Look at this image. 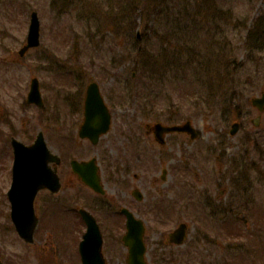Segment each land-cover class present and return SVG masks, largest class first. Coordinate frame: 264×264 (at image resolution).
<instances>
[{
	"label": "rangeland",
	"instance_id": "1",
	"mask_svg": "<svg viewBox=\"0 0 264 264\" xmlns=\"http://www.w3.org/2000/svg\"><path fill=\"white\" fill-rule=\"evenodd\" d=\"M77 1L64 7L61 0H0V258L5 264H81L86 225L76 212L85 207L100 223L109 264H127L125 218L116 212L126 205L146 221L151 264H264V113L254 126L260 112L250 102L264 91V0H139L137 12L117 0ZM33 10L41 19V44L21 56ZM185 29L210 33L198 45L204 55L203 41L211 38V90L195 81L191 67L177 77L166 68L160 48L182 46L186 59ZM153 54L160 59L156 70L147 62ZM33 77L40 80L43 108L26 102ZM91 81L100 84L113 112L111 130L97 145L77 134ZM188 119L199 131L194 141L171 134L161 146L147 132V124ZM236 120L242 129L231 135ZM40 131L63 157V188L38 194L40 222L31 245L10 217L11 138L31 144ZM95 155L107 186L104 199L70 165L72 158ZM135 187L143 200L132 195ZM157 205L165 207L161 218L154 215ZM231 218L239 222L228 224ZM181 222L189 226L188 237L183 245L170 244L169 233ZM233 242L244 245L230 248Z\"/></svg>",
	"mask_w": 264,
	"mask_h": 264
},
{
	"label": "water",
	"instance_id": "2",
	"mask_svg": "<svg viewBox=\"0 0 264 264\" xmlns=\"http://www.w3.org/2000/svg\"><path fill=\"white\" fill-rule=\"evenodd\" d=\"M40 30L41 22L39 14L37 11H33L27 44L20 50L21 55H25L28 49L40 45ZM137 36L141 38L140 29ZM231 60L233 59L231 58ZM27 102L44 106L40 83L37 78L32 79ZM251 102L254 106H258L261 111L264 110V92L261 97L252 98ZM109 125L110 114L108 107L104 103L98 84L96 82L91 83L88 87L86 99V119L81 127L80 135L82 137H89L94 142H97L100 135L108 131ZM239 129L240 123L235 122L230 132L232 135H235ZM174 131L189 132L192 138L197 136V132L192 126L191 121L182 125H155L156 138L162 143H164V134ZM12 145L15 154L14 175L12 187L8 192L12 205L11 216L20 236L27 242L33 243L34 232L39 221L35 213L34 202L38 192L42 189H50L53 193L60 190V178L56 169L54 170L49 165L50 162L59 163L60 157L49 148L42 131L38 134L35 143L32 145H25L17 138L12 139ZM72 167L74 172L87 185L99 193H105L101 184V177L97 172L98 167L95 164V160L89 162L73 160ZM133 194L138 199L143 198L138 190H135ZM122 212L127 216V231L122 238L124 245L129 250L127 263L148 264L144 242L145 224L142 220L136 218L127 208H123ZM80 213L87 223V230L83 235V240L80 242L79 247L82 264H107L103 253V235L96 218L91 212L83 208L80 209ZM187 229V224L181 223L170 233L169 241L177 245L183 244L187 237ZM0 264H2L1 261Z\"/></svg>",
	"mask_w": 264,
	"mask_h": 264
},
{
	"label": "trees",
	"instance_id": "3",
	"mask_svg": "<svg viewBox=\"0 0 264 264\" xmlns=\"http://www.w3.org/2000/svg\"><path fill=\"white\" fill-rule=\"evenodd\" d=\"M69 0H61V4L64 7L66 6V2ZM75 0H72V2ZM77 1V0H76ZM100 4L102 1H106V0H97ZM119 1L118 4L122 5V4H129V10H131L132 12H137L136 10L140 7L138 6L139 4V0H117ZM78 5H80L81 0H78L76 2ZM123 6V5H122ZM79 7V6H78ZM189 7V5H188ZM142 8V7H140ZM184 29V27H183ZM185 36L184 37H188V39L182 38V40L184 41L183 44L184 45H188L191 43V45L189 46L190 48L187 50L188 53H186V59H183L182 55H183V51L184 50H179V48L182 49V46L176 47L177 50L176 51H169V49H165L163 51V57H164V63L166 62L168 64V66H166L167 69H169L171 72H174L176 70V73L174 72L173 76L177 77L178 73L184 72L185 70L187 71L190 67L193 70V75H194V79L198 82V84L201 83V85L207 86L208 90H211V88L214 85V78L212 77V74L210 73V59H212L213 56V51L210 49V44H211V38L210 40L206 39L205 41H203L206 44V52L203 55V52L205 51L204 48H202L201 46L198 45V39L199 37L197 36L199 33H187V30L185 29ZM194 32V31H192ZM188 34L190 35V37L188 36ZM186 40H189L190 43ZM137 55V54H136ZM157 54H153V56L147 60L148 63H150L151 66L156 67L155 70L159 67V63H160V59L158 58V55L156 57ZM200 56H203V58H200ZM206 56H208V60L205 58ZM147 57V55H146ZM138 64L141 66L142 69H145L146 62H141L139 60ZM193 65V66H192ZM185 67V68H184ZM140 69V68H138ZM236 87V84H235ZM234 85L233 83L231 84V87H229V89H233ZM229 101H232L234 99H228ZM211 100V104H212ZM204 102V101H203ZM230 103V102H229ZM228 109L230 110V105L228 106ZM228 224H232V219L227 220ZM231 226V225H230ZM264 241V237L262 236L261 242ZM230 244V248H238L240 246H243L244 243H236V245H234L235 243H229ZM254 247V251L259 252V247L256 248ZM261 247H264L263 244H261ZM162 260H160L161 262Z\"/></svg>",
	"mask_w": 264,
	"mask_h": 264
},
{
	"label": "flooded vegetation",
	"instance_id": "4",
	"mask_svg": "<svg viewBox=\"0 0 264 264\" xmlns=\"http://www.w3.org/2000/svg\"><path fill=\"white\" fill-rule=\"evenodd\" d=\"M87 87H88V85H87ZM87 87H86V92H87ZM102 90V89H101ZM86 92H85V97H86ZM85 97H84V104H85ZM83 115H84V105H83ZM261 119H262V116H261ZM260 119V120H261ZM112 121H113V112H112ZM244 128V130L246 131V132H248V131H250L248 128H245V127H243ZM168 138V136L166 137V139ZM167 144V141H166V143L164 144V145H166ZM138 157V156H137ZM164 169H166V173H165V178L168 176V170H167V168L166 167H163V172H164ZM112 173H113V178H114V171H112ZM134 189H137V187H135ZM102 196V195H101ZM106 196H108L107 194L106 195H103V197H106ZM126 206V205H125ZM128 207V206H127ZM128 208H130V207H128ZM131 209V208H130ZM132 210V209H131ZM139 218H141V216L139 215V213H137V212H135L134 210H132ZM125 219H126V216H125Z\"/></svg>",
	"mask_w": 264,
	"mask_h": 264
}]
</instances>
